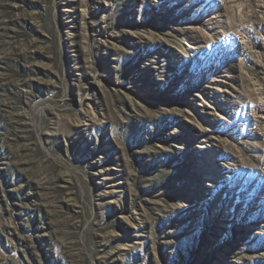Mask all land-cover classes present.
Masks as SVG:
<instances>
[{"label": "rangeland", "instance_id": "1", "mask_svg": "<svg viewBox=\"0 0 264 264\" xmlns=\"http://www.w3.org/2000/svg\"><path fill=\"white\" fill-rule=\"evenodd\" d=\"M0 264H264V0H0Z\"/></svg>", "mask_w": 264, "mask_h": 264}]
</instances>
